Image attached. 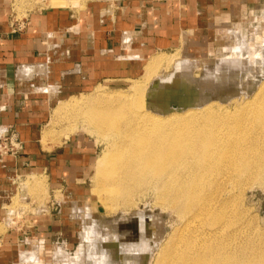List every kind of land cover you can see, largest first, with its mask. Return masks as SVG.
I'll return each instance as SVG.
<instances>
[{
	"label": "bare ground",
	"instance_id": "obj_1",
	"mask_svg": "<svg viewBox=\"0 0 264 264\" xmlns=\"http://www.w3.org/2000/svg\"><path fill=\"white\" fill-rule=\"evenodd\" d=\"M77 1L50 0L64 5ZM263 18L264 13L259 16ZM232 34L237 35V42L205 83L192 78L187 60L152 55L139 80L149 82L164 62L173 63L174 71L159 76L149 92L143 91L142 82L129 91L96 89L86 100L73 98L59 107L63 114L70 112L90 123L92 132L107 139L114 149L112 167H104L98 174V180H103L98 189L106 199L130 208L137 195L152 191L188 214L187 231L155 264H264V234L251 232L250 221L239 211L241 200L233 194L243 182H262L264 178V43L257 42L254 48L240 32ZM49 136L46 132L43 142ZM89 233H82L89 243L87 249L80 246L76 255L65 257L59 247L53 258H64L66 264H84L89 257L95 263L117 264L119 243L99 248ZM114 233L124 246L134 240ZM160 234L140 233V245L134 241L137 246H126L137 249L136 253L129 251L126 262L147 264V254L158 245ZM93 247L104 256L92 255ZM38 254L34 248L21 251V264L34 263Z\"/></svg>",
	"mask_w": 264,
	"mask_h": 264
},
{
	"label": "crops",
	"instance_id": "obj_2",
	"mask_svg": "<svg viewBox=\"0 0 264 264\" xmlns=\"http://www.w3.org/2000/svg\"><path fill=\"white\" fill-rule=\"evenodd\" d=\"M258 8L263 14L264 0H87L18 16L13 0H0V129L13 131L22 144L17 155L0 159V264H16L25 239L74 237L66 227L69 206L56 196L73 206L84 198L96 146L78 134L43 143L62 101L138 77L145 56L212 46L227 25H239ZM31 172L46 177L54 196L41 213L23 209L16 227L9 213L20 192L17 177Z\"/></svg>",
	"mask_w": 264,
	"mask_h": 264
},
{
	"label": "rangeland",
	"instance_id": "obj_3",
	"mask_svg": "<svg viewBox=\"0 0 264 264\" xmlns=\"http://www.w3.org/2000/svg\"><path fill=\"white\" fill-rule=\"evenodd\" d=\"M86 1L87 0H78L75 3L65 5L82 6ZM51 5L57 4L51 3L50 0H13V8L14 11L19 14L18 16H22L23 13H26L27 11L32 9ZM260 9L261 8L254 10L255 12L253 11L252 14H250L237 26L232 24L227 25L223 37L212 46H208L207 48H192L187 49L186 51L172 50L159 52L153 54V56L167 55L166 57H171V59L174 58L187 60L192 65V70L190 72L192 78L198 81L201 80V84L202 82L205 83L204 80L212 79L211 77L214 75V73H217V68L222 65V56L225 53L230 54L231 46H234V44L237 42V35L234 34L236 36L235 37L231 33V31L240 32L241 38H243V40L247 41L248 43H252L254 45V48H257V42H262V44L264 43V18L261 20L259 19V21L257 19L260 15H262ZM237 28H240L239 31L233 30ZM148 60H150V56H145V59L143 61V68L145 67V64ZM167 63L164 62L163 64H161V66L159 65V67L153 72L149 79V82L147 83L142 82L143 80H139L140 78L142 79L145 70L144 68L143 72L134 79H130L124 82L107 81L104 82L103 85L98 86L96 89H103L106 91H129L131 90L130 88L133 84L142 82L143 84L141 85L143 91L145 89H148L149 92L154 82H159V76L166 75V72L167 74H169L174 71V64L168 63V66ZM225 65L226 63L224 64V67L228 66V64L226 66ZM233 74L235 75V72H233ZM96 89L88 94L72 96L71 98L62 102L70 101L73 98H81L83 100H86L89 97L88 95L91 96L96 91ZM194 90L199 89L196 87L194 88ZM61 103L54 109L51 118L48 120L49 122L47 126H45L44 128L43 135L48 132V134H50L48 140L54 139L58 142L64 141L68 137H72L77 134L80 136H85L87 139L93 141L96 146V160L85 179L87 182L86 184L88 186V191L86 192L84 198H80V200L74 206L72 205V202L67 201V198L65 196L62 197L59 193L56 196V199H61V204L63 203V205L69 206L68 210L70 212V215H72L70 217L72 222L71 224L65 226L67 228H70V230H74V232L72 233L74 234L72 240L68 239L65 233H57L53 236V238L49 236L50 238L47 237V239L45 238V240L31 237L25 239L23 242H20L22 251H31L33 248L38 251L39 254L37 256V260L40 259V263L35 260L37 261L36 263L35 261L34 263L32 261L30 264H66L65 262H63L64 258L55 260L52 255L53 251H55L56 248L60 247L64 251V254H66L64 255L65 257L76 255V252L80 246H83L85 249H87L86 247H88L87 245H89V243H86L87 241L82 239V233L90 232V236L93 237V239L95 240L94 243L96 245L98 244L99 248H101V244L107 245L114 244L115 241L118 242L120 251L117 250V253L115 252V259L117 261V264H128L129 262L126 261L129 258V251H131L132 253H136L137 249L131 247L129 250L127 247L130 244H141L142 239L139 240L138 235L140 233L147 235L148 232L155 234L157 231H159L161 233V236L159 237L158 245L151 253L147 254L146 260V262H148L147 264H155L156 259L158 257L160 259L164 251L167 253L171 251V248L173 247V244L178 236L181 234L183 235L185 231H187L185 223L187 222L186 218L188 214L184 212L182 208H180L181 210L177 209V205L169 204L165 200L157 198L152 191L144 196L137 195L134 198L135 204L130 208H124L125 206L122 205V203H115L112 201L110 202L109 199H106L105 193H101L98 189V187L100 186L98 185V183H103V180H98V174L99 172L104 171V167H112L114 149L112 147H109L108 142H106L107 139L103 138L96 132H92V126L90 125V123L88 125V122H83L82 117H74L70 112L64 114L63 112H60L59 107ZM218 126L221 125L219 124L217 125V127ZM43 143L46 144L45 140ZM262 159L264 160V156H262ZM17 181L18 182H16V185L17 187H20V192L13 198V201L10 204L11 207L9 206L13 210H15L14 214H12L13 217L11 216V218L9 217V219L11 220L14 218L13 220H16V227L18 225H21L19 224V222L21 220V217L24 215L23 209L41 213L46 209L47 206H49L54 196L53 193L49 190V186L46 183V177L43 175L31 172L26 176L21 175L17 177ZM233 194L237 195V199L242 201H239L240 203H238L239 211L241 210L240 212L244 213V215L246 216V220L250 221L251 232L254 231L253 233H255L256 236L260 234L262 236L264 234V178L262 182H254L253 180L250 183L243 182L242 185H239L234 189ZM101 197L107 200V202L110 203V206L106 207V205L102 203L103 201ZM72 206L74 207V209ZM86 229L88 231H85ZM147 230L150 231L146 232ZM114 232L120 234L123 237H134L133 242L135 241L136 244L131 242L128 246L126 245L127 247L124 246L125 244L122 238H117L115 240L112 235ZM94 237H96V239ZM145 237L146 236H144V239ZM35 246H40V248L37 249ZM124 247L128 250L124 249ZM93 249L92 255L96 256L104 254L101 249L99 252L98 250H96L97 248L95 249V247H93ZM138 253L141 254L142 252L138 251ZM108 262L95 263L89 257V259H86V262L84 264H114V262L112 261ZM15 263L21 264V258L18 252L15 256Z\"/></svg>",
	"mask_w": 264,
	"mask_h": 264
},
{
	"label": "built area",
	"instance_id": "obj_4",
	"mask_svg": "<svg viewBox=\"0 0 264 264\" xmlns=\"http://www.w3.org/2000/svg\"><path fill=\"white\" fill-rule=\"evenodd\" d=\"M21 148V141L13 131L0 130V159L5 155H17Z\"/></svg>",
	"mask_w": 264,
	"mask_h": 264
}]
</instances>
